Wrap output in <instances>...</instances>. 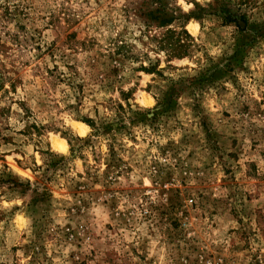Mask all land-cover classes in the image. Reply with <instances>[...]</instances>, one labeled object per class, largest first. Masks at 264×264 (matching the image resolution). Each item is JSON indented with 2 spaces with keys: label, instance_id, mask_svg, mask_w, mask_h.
Here are the masks:
<instances>
[{
  "label": "rangeland",
  "instance_id": "1",
  "mask_svg": "<svg viewBox=\"0 0 264 264\" xmlns=\"http://www.w3.org/2000/svg\"><path fill=\"white\" fill-rule=\"evenodd\" d=\"M152 1L0 0V264H264V0Z\"/></svg>",
  "mask_w": 264,
  "mask_h": 264
},
{
  "label": "trees",
  "instance_id": "2",
  "mask_svg": "<svg viewBox=\"0 0 264 264\" xmlns=\"http://www.w3.org/2000/svg\"><path fill=\"white\" fill-rule=\"evenodd\" d=\"M145 17L144 24L147 28H167L172 23L175 22V18L170 17L167 14V8L164 4L158 0L152 1V7H150L144 14ZM245 17H243V21ZM246 23V21H244ZM183 27V26H181ZM185 35L188 36L187 32L183 31ZM174 31L167 30L161 37L157 40L158 50L160 51H170V56L178 57L186 54V44L179 37H175ZM168 51V52H169ZM141 70L148 74H159L158 66L152 64L151 61L148 62V66H141ZM86 123L91 127L95 128L91 120H87Z\"/></svg>",
  "mask_w": 264,
  "mask_h": 264
},
{
  "label": "bare ground",
  "instance_id": "3",
  "mask_svg": "<svg viewBox=\"0 0 264 264\" xmlns=\"http://www.w3.org/2000/svg\"><path fill=\"white\" fill-rule=\"evenodd\" d=\"M77 128H78L80 134H84V132L86 130V127L84 125H78ZM53 144L57 149H59L61 151H64L66 149V146L63 142L55 141V142H53Z\"/></svg>",
  "mask_w": 264,
  "mask_h": 264
}]
</instances>
